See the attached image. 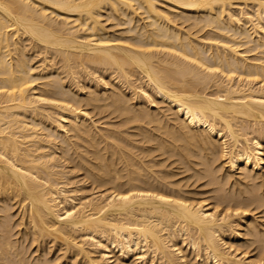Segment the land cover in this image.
<instances>
[{"label":"bare ground","instance_id":"1","mask_svg":"<svg viewBox=\"0 0 264 264\" xmlns=\"http://www.w3.org/2000/svg\"><path fill=\"white\" fill-rule=\"evenodd\" d=\"M0 264H264V0H0Z\"/></svg>","mask_w":264,"mask_h":264},{"label":"rangeland","instance_id":"2","mask_svg":"<svg viewBox=\"0 0 264 264\" xmlns=\"http://www.w3.org/2000/svg\"><path fill=\"white\" fill-rule=\"evenodd\" d=\"M85 80V79H84ZM95 118V117H94ZM80 178V177H79ZM88 191V190H87ZM31 251V250H30ZM51 254V253H50ZM31 255H33V254H31ZM58 263V262H57Z\"/></svg>","mask_w":264,"mask_h":264}]
</instances>
